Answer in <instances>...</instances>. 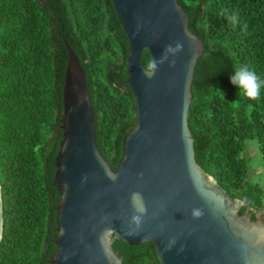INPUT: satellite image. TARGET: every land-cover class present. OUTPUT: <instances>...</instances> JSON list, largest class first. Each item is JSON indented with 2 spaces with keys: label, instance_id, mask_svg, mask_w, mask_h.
Listing matches in <instances>:
<instances>
[{
  "label": "trees",
  "instance_id": "16d2710c",
  "mask_svg": "<svg viewBox=\"0 0 264 264\" xmlns=\"http://www.w3.org/2000/svg\"><path fill=\"white\" fill-rule=\"evenodd\" d=\"M177 2L203 43L188 111L195 162L232 200L247 197L252 203L239 215L249 212L254 221L264 209V189L250 181L244 152L246 141L256 139L264 169V91L257 100L239 97L230 77L237 63L264 77V0ZM233 11L246 32L227 19ZM64 42L85 72L96 145L112 171L135 122L128 40L111 0H0V264H49L56 250ZM141 61L147 68V52ZM112 241L122 264H159L150 243Z\"/></svg>",
  "mask_w": 264,
  "mask_h": 264
},
{
  "label": "water",
  "instance_id": "95a60500",
  "mask_svg": "<svg viewBox=\"0 0 264 264\" xmlns=\"http://www.w3.org/2000/svg\"><path fill=\"white\" fill-rule=\"evenodd\" d=\"M111 2L128 40L126 82L135 122L112 171L96 145L85 72L64 42L62 140L54 174L59 193L52 239L56 250L49 264H122L112 248L113 237L129 246L150 243L159 264H264V211L255 221L249 212L239 215L243 204L195 162L188 111L203 43L188 29L177 0ZM176 41L184 48L175 66L166 62L146 79L142 54H149L150 63ZM135 192L147 208L138 230L129 224ZM217 198L223 201L219 209ZM195 208L203 209L199 219L191 216Z\"/></svg>",
  "mask_w": 264,
  "mask_h": 264
},
{
  "label": "clouds",
  "instance_id": "9594fccd",
  "mask_svg": "<svg viewBox=\"0 0 264 264\" xmlns=\"http://www.w3.org/2000/svg\"><path fill=\"white\" fill-rule=\"evenodd\" d=\"M227 19L235 27L240 26L242 32H246L248 25L241 22L238 12H231L227 14ZM184 45L181 41H176L174 44H168L164 47L163 52L158 59H151L146 69H143V75L146 79H152L159 67L166 62L170 68L176 64V57L183 51ZM230 83L239 89L238 96L246 97L249 100H257L261 97L262 91H264V77L257 74V72L247 66L236 64L233 66L232 75L230 77ZM223 97V93L220 90H216ZM238 104V101L233 103ZM131 204L133 207V215L130 218L129 224L133 230H138L143 222V217L147 213V208L143 202V197L139 192L131 194ZM241 204H251L252 202L244 197ZM223 206L221 198H217L216 208L219 209ZM203 209L195 208L191 212L193 219H199L203 216ZM261 239H264V234L261 235Z\"/></svg>",
  "mask_w": 264,
  "mask_h": 264
},
{
  "label": "rangeland",
  "instance_id": "374dc122",
  "mask_svg": "<svg viewBox=\"0 0 264 264\" xmlns=\"http://www.w3.org/2000/svg\"><path fill=\"white\" fill-rule=\"evenodd\" d=\"M244 156L248 160L250 181L259 184L264 189V169L260 161V153L256 139L246 141ZM262 211L264 209L256 212L255 215L257 216Z\"/></svg>",
  "mask_w": 264,
  "mask_h": 264
},
{
  "label": "flooded vegetation",
  "instance_id": "af4514ba",
  "mask_svg": "<svg viewBox=\"0 0 264 264\" xmlns=\"http://www.w3.org/2000/svg\"><path fill=\"white\" fill-rule=\"evenodd\" d=\"M255 220H256V218H255ZM255 220H254V221H255Z\"/></svg>",
  "mask_w": 264,
  "mask_h": 264
}]
</instances>
